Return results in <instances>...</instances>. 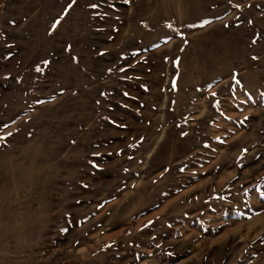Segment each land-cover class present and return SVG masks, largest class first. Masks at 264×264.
<instances>
[{
  "label": "rangeland",
  "instance_id": "374dc122",
  "mask_svg": "<svg viewBox=\"0 0 264 264\" xmlns=\"http://www.w3.org/2000/svg\"><path fill=\"white\" fill-rule=\"evenodd\" d=\"M0 264H264V0H0Z\"/></svg>",
  "mask_w": 264,
  "mask_h": 264
}]
</instances>
